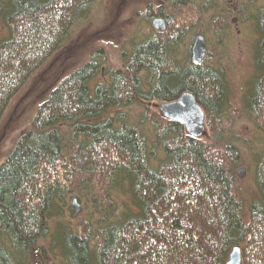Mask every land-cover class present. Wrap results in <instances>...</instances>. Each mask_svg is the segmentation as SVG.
Returning <instances> with one entry per match:
<instances>
[{"label":"trees","instance_id":"trees-1","mask_svg":"<svg viewBox=\"0 0 264 264\" xmlns=\"http://www.w3.org/2000/svg\"><path fill=\"white\" fill-rule=\"evenodd\" d=\"M100 1L0 0V29L7 31L0 40V123L65 48L71 27ZM198 1L146 8L147 19L166 20L167 32L137 44L123 67L111 70L103 48L90 49L86 63L55 79L0 165V264H30L39 241L55 233L64 264H227L236 247L242 264H264V158L259 197L245 213L236 176L240 152L223 141L226 72L195 66L191 50L178 60L185 33L231 0ZM212 25L221 41L226 19L213 17ZM256 27L260 75L247 104L264 132V11ZM99 77L103 82L92 89ZM186 92L204 110L208 137L191 138L150 105ZM137 105L135 122L125 111ZM125 188L132 208L117 214L115 194ZM67 196L79 202L90 196L93 214L76 228L59 222L52 234Z\"/></svg>","mask_w":264,"mask_h":264},{"label":"rangeland","instance_id":"rangeland-1","mask_svg":"<svg viewBox=\"0 0 264 264\" xmlns=\"http://www.w3.org/2000/svg\"><path fill=\"white\" fill-rule=\"evenodd\" d=\"M203 1L199 0L198 4H202ZM165 5V0H101L100 3L93 5L90 14L71 27L70 37L64 45L65 48L44 72L39 73L31 80L7 109L5 117L0 123V165L3 163L8 149L16 142L18 134L27 129L29 122L37 114L39 106L49 96V87L51 88L55 79H60L62 74L67 75L86 63L89 60V57L85 56L86 52L93 51L92 53H95L96 50L102 48L104 55L108 58L107 67L111 70L123 67L127 57L135 50L137 44L156 32L166 34L168 25L164 32L155 30L153 27L154 21L162 18L147 19L145 15L146 8L149 6L165 8ZM263 11L264 0H231L227 4L220 1L216 4L215 10L201 16L199 24L197 26L195 24L194 28L185 33L183 43L179 47L181 55L178 57V60H181V57L187 58L192 49L193 40L202 35L207 42L208 51L205 63L202 65L226 72L227 94H229L228 108L223 113L225 118L221 125L229 131L224 135L223 141L229 142L240 152L236 176L246 207L245 213L259 197L256 180L257 168L260 160L264 158V132L255 125L247 104L248 97L253 94L254 83L260 75L256 69L254 58L260 40L256 24ZM219 16L226 19L227 26V30L221 35V41L217 39V30L212 29L213 17ZM6 35L7 31L0 29V40ZM102 82V78L96 79L91 84L92 89ZM150 105L152 108L156 107L160 112V109H164L163 107L167 104L159 101L152 102ZM127 112L131 120L138 122L142 110L137 105L132 110L125 111V113ZM204 128L202 136L197 139L206 134L207 137L209 136L206 117ZM141 129L152 140V127L145 125L141 126ZM240 169L246 170L244 178L238 177ZM115 197H117L119 208L117 214L132 208L131 197H129L126 188L115 194ZM76 199L74 196H67L65 202L59 203L60 216L51 221L50 233L54 234V226L59 222H69L72 227L76 228L77 224L82 222L81 220L91 216L93 209L90 196L80 202L77 199V204L82 210L77 217L75 207H73V201ZM71 206L74 208V212L70 210ZM96 219L98 216L93 217L94 227ZM38 244L37 249L30 255V264H45L42 259L45 255L47 257L46 264H64L59 247L55 248L56 245H60L57 233L52 239H42Z\"/></svg>","mask_w":264,"mask_h":264},{"label":"water","instance_id":"water-1","mask_svg":"<svg viewBox=\"0 0 264 264\" xmlns=\"http://www.w3.org/2000/svg\"><path fill=\"white\" fill-rule=\"evenodd\" d=\"M155 30L164 32L166 22L163 19H156L153 23ZM192 45V63L199 67L205 63L207 57V42L202 35L193 40ZM166 119L183 125L191 138L202 136L204 128V112L202 107L196 101L193 93L186 92L181 95L179 101L170 102L163 107ZM246 170L240 169L238 177L244 178ZM73 207L76 210V217L82 212L81 207L77 204V199L73 201ZM230 261L227 264H242L241 249L236 247L231 251Z\"/></svg>","mask_w":264,"mask_h":264},{"label":"flooded vegetation","instance_id":"flooded-vegetation-1","mask_svg":"<svg viewBox=\"0 0 264 264\" xmlns=\"http://www.w3.org/2000/svg\"><path fill=\"white\" fill-rule=\"evenodd\" d=\"M165 22H166V20H165ZM166 27H167V24H166ZM156 33H159V32H156ZM191 60H192V58H191ZM181 98V97H180ZM180 98L177 100V101H179L180 100Z\"/></svg>","mask_w":264,"mask_h":264},{"label":"bare ground","instance_id":"bare-ground-1","mask_svg":"<svg viewBox=\"0 0 264 264\" xmlns=\"http://www.w3.org/2000/svg\"><path fill=\"white\" fill-rule=\"evenodd\" d=\"M164 112V111H163Z\"/></svg>","mask_w":264,"mask_h":264}]
</instances>
